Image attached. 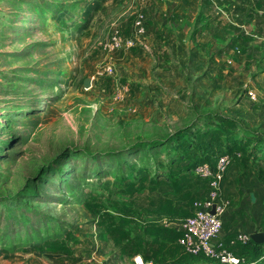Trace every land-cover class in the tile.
Instances as JSON below:
<instances>
[{
  "label": "rangeland",
  "instance_id": "374dc122",
  "mask_svg": "<svg viewBox=\"0 0 264 264\" xmlns=\"http://www.w3.org/2000/svg\"><path fill=\"white\" fill-rule=\"evenodd\" d=\"M115 32L134 47L103 51ZM249 90L264 0H0V264H217L176 224L218 136L264 134ZM238 190L226 211L264 230V195Z\"/></svg>",
  "mask_w": 264,
  "mask_h": 264
},
{
  "label": "built area",
  "instance_id": "2783aa9c",
  "mask_svg": "<svg viewBox=\"0 0 264 264\" xmlns=\"http://www.w3.org/2000/svg\"><path fill=\"white\" fill-rule=\"evenodd\" d=\"M134 29L135 36L143 34L144 30L140 19L135 22ZM134 44L133 36L122 37L119 32H115L102 49L111 53L121 49L129 50L134 47ZM248 97L252 103L259 102L257 92L254 90L248 91ZM232 162L231 156L223 155L218 159L214 169L208 164L197 168V174L209 180V190L204 197L194 202L192 213L176 224V228L181 231L178 243L186 253L196 257L204 256L214 260L217 264L243 263L241 257L233 252L232 247L237 244L246 245L252 241L250 235L243 233L236 235L228 244L220 240L223 215L228 204L223 198L221 186ZM213 211L215 212L213 213ZM134 264L155 263L137 255L134 258Z\"/></svg>",
  "mask_w": 264,
  "mask_h": 264
},
{
  "label": "crops",
  "instance_id": "0c3cea01",
  "mask_svg": "<svg viewBox=\"0 0 264 264\" xmlns=\"http://www.w3.org/2000/svg\"><path fill=\"white\" fill-rule=\"evenodd\" d=\"M258 103H261L264 106V99H260ZM252 144L253 145L247 148V153H251L253 151L254 144L256 143ZM258 154V158L253 157L252 159L245 160L243 165L239 166L236 162L229 166L221 186L223 196H225L226 198H229V196H233L234 194H236L237 196H241L238 187L242 189L241 191H243V194L244 191L248 192L251 187H254L257 188V192L260 191L261 194L264 195V155L261 153ZM242 169H244V172H249V174L240 177ZM240 178L241 181H239ZM237 206V204L234 205L232 208H230V211L229 209H227V211L223 215V229L220 235V240L222 242H225L226 244H228L231 239H233L240 233L250 236L254 233H264L263 229H256L255 225H253L254 222L252 220H255V215H253V213L251 212V214L248 213L240 215L239 211L241 210V208ZM256 220H260L261 222L262 217L261 219ZM252 249V247L243 249L241 253L243 252V254H250V252L253 251Z\"/></svg>",
  "mask_w": 264,
  "mask_h": 264
},
{
  "label": "trees",
  "instance_id": "16d2710c",
  "mask_svg": "<svg viewBox=\"0 0 264 264\" xmlns=\"http://www.w3.org/2000/svg\"><path fill=\"white\" fill-rule=\"evenodd\" d=\"M239 130H242V129L239 128ZM192 131H193V133L195 132L194 129H192V130L190 129L188 132L190 134H192ZM240 132H241L240 135H238V131L237 130L236 131H231V133L227 136L228 141L221 140L222 138L220 136H218V139H216V140L220 141V142L224 141L225 144L228 146L227 147V151H223L221 153L220 151H221V148H222L223 145L219 144L218 148H217V146L211 147L210 150H211L212 153H207L208 157L211 156V160H209V161H199L198 162V159H197L195 161V164L192 167L193 168L192 171L201 180L202 185L204 187V193H203L204 195L209 190V180L205 179V178L201 177L199 174H197L196 170H197V168L199 166L204 165V164H208V165H210L211 168L214 169L216 167V163H217L218 159L221 156H223V155L231 156L232 159H233L232 164L237 162L239 166L243 165L245 160L252 159L253 157L254 158H258L259 157L258 153H261V154L264 155V134H262L260 132H257V131H250V130H242ZM233 134L238 135L237 138H238L239 141H236L233 146L231 144L228 145L230 140H232V138H231L232 136L231 135H233ZM194 135L196 136L197 134L194 133ZM205 136H211V135L206 134ZM196 137L198 138L199 136L197 135ZM252 143H256V144H254L253 151L251 153H247L246 150L251 145H253ZM207 151L209 152V150H206V152ZM216 152H218L217 155H216ZM191 164H192V162H187L184 166H186V165L190 166ZM203 194L201 195L202 197H203ZM198 200H199V198H198ZM191 213H192V208H191V210L189 211V213L185 217L180 219V221L185 219L186 217H188ZM168 235H169V233H168ZM180 236H181V231L177 229V244H178V246L181 248V250L185 254L190 255V254L186 253L182 249V247L179 245L178 239H179ZM250 247L253 248L252 249L253 251L250 252V254L249 253L248 254H246V253L243 254V252L241 253V251L243 249H247V248H250ZM232 250H233V252L236 255H239L241 257V259L244 261L241 264H264V260H263L264 259V244L260 245V244L254 243L253 241H249V243L246 244V245L237 244L236 246L232 247ZM190 256H193V255H190ZM193 257H196V256H193ZM197 257H200V256H197ZM202 257H204V256H202ZM145 260H147V259H145ZM209 260H211V259H209ZM212 261L215 262L214 260H212Z\"/></svg>",
  "mask_w": 264,
  "mask_h": 264
},
{
  "label": "water",
  "instance_id": "95a60500",
  "mask_svg": "<svg viewBox=\"0 0 264 264\" xmlns=\"http://www.w3.org/2000/svg\"><path fill=\"white\" fill-rule=\"evenodd\" d=\"M215 211H213L214 213ZM251 240L256 243V244H264V233L259 232V233H254L251 235Z\"/></svg>",
  "mask_w": 264,
  "mask_h": 264
}]
</instances>
